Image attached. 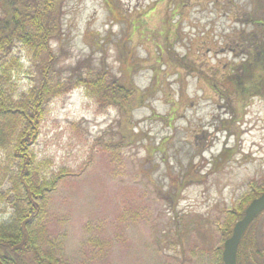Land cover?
Masks as SVG:
<instances>
[{"label":"rangeland","instance_id":"rangeland-1","mask_svg":"<svg viewBox=\"0 0 264 264\" xmlns=\"http://www.w3.org/2000/svg\"><path fill=\"white\" fill-rule=\"evenodd\" d=\"M108 1L121 18L105 0H65L63 36L52 50L62 67L104 59L143 97L122 117L111 106L97 109L81 88L51 99L33 151L54 185L35 199L29 237L46 264H222V228L237 220L242 194L264 184V97L243 99L221 81L243 56L231 46L251 31L253 6ZM119 41L129 63L118 60ZM20 76L22 90L34 83ZM223 150L230 153L216 163ZM263 222L264 213L257 229Z\"/></svg>","mask_w":264,"mask_h":264},{"label":"trees","instance_id":"trees-1","mask_svg":"<svg viewBox=\"0 0 264 264\" xmlns=\"http://www.w3.org/2000/svg\"><path fill=\"white\" fill-rule=\"evenodd\" d=\"M64 1L35 0L26 3L24 0H0V216L10 213L8 220L0 221V260L4 264H46L27 229L37 217L35 199H40L43 191L54 185V180L49 182L42 177L44 161L38 163L33 151L51 99L81 88L94 100L97 109L111 106L122 117L137 95L138 98L143 97L137 87L124 85L112 74L104 59L99 63L83 59L69 67L59 65V55L54 53L51 45L63 36ZM105 1L115 18H121L110 2ZM250 3L253 8L245 21L252 26L251 31L231 46V51L243 56L221 79L233 84L243 99L264 97V0H250ZM116 46L118 60L129 63L130 52L120 41ZM15 49L24 52L25 63L29 66L24 67L20 62L21 55L14 52ZM183 59L174 58L180 65ZM20 71L23 73L19 74ZM24 74L34 83L22 90L17 81ZM211 88L221 96V87ZM233 111L231 109L230 113ZM224 123L225 120L222 121ZM101 136L94 143H99ZM229 153L223 150L216 157V163ZM64 172L71 173L70 170L59 169V174ZM188 177L185 175L184 180ZM178 180H172L174 191L182 187ZM263 191L264 184H260L257 188L252 187L248 194H242L234 218L241 217L244 206ZM169 196L173 202L174 194ZM263 213L243 235L238 260L241 253L243 255L242 244L246 235L257 230L264 234V222L259 229L255 224ZM231 228V224L222 228L224 239L231 234Z\"/></svg>","mask_w":264,"mask_h":264},{"label":"water","instance_id":"water-1","mask_svg":"<svg viewBox=\"0 0 264 264\" xmlns=\"http://www.w3.org/2000/svg\"><path fill=\"white\" fill-rule=\"evenodd\" d=\"M264 209V192L254 198L245 208L243 216L235 222L232 233L229 238L224 241L222 251L223 264H236V250L239 241L256 215ZM0 264H3L0 261Z\"/></svg>","mask_w":264,"mask_h":264},{"label":"flooded vegetation","instance_id":"flooded-vegetation-1","mask_svg":"<svg viewBox=\"0 0 264 264\" xmlns=\"http://www.w3.org/2000/svg\"><path fill=\"white\" fill-rule=\"evenodd\" d=\"M241 258L236 261L237 264H264V234L263 233H248L246 240L242 244Z\"/></svg>","mask_w":264,"mask_h":264}]
</instances>
